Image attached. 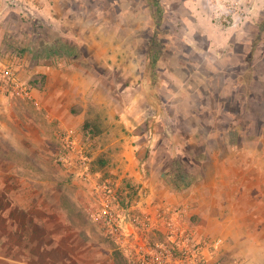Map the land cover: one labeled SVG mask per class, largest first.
Segmentation results:
<instances>
[{
    "label": "rangeland",
    "instance_id": "374dc122",
    "mask_svg": "<svg viewBox=\"0 0 264 264\" xmlns=\"http://www.w3.org/2000/svg\"><path fill=\"white\" fill-rule=\"evenodd\" d=\"M0 264H264V0H0Z\"/></svg>",
    "mask_w": 264,
    "mask_h": 264
},
{
    "label": "trees",
    "instance_id": "16d2710c",
    "mask_svg": "<svg viewBox=\"0 0 264 264\" xmlns=\"http://www.w3.org/2000/svg\"><path fill=\"white\" fill-rule=\"evenodd\" d=\"M153 4L155 5L154 6V9L156 11L158 9H160L159 5L156 2L153 3ZM157 13L160 16V12H157ZM158 21L159 20L156 21V25L159 24ZM153 46L154 47H152L153 48L152 50H154L155 52L156 51L158 52L159 48L156 47V44L155 43L153 44ZM47 50H48V47H46V46H41L39 48V52L40 51H44L45 52ZM157 52L155 53L156 55H158ZM171 172H172V174L169 173V175H172V176H169V177H171L170 180H169V183H171L175 187H179L180 188V187L188 186L189 184H191L192 180H194V179H192L189 176V174L186 171L181 170L180 168H176V169L174 168V169L171 170Z\"/></svg>",
    "mask_w": 264,
    "mask_h": 264
},
{
    "label": "built area",
    "instance_id": "2783aa9c",
    "mask_svg": "<svg viewBox=\"0 0 264 264\" xmlns=\"http://www.w3.org/2000/svg\"><path fill=\"white\" fill-rule=\"evenodd\" d=\"M2 78H3L4 81H8V80L9 81H14V79L12 78V73L10 72V70H6V72H3V77ZM23 92L26 93L25 90H23Z\"/></svg>",
    "mask_w": 264,
    "mask_h": 264
}]
</instances>
